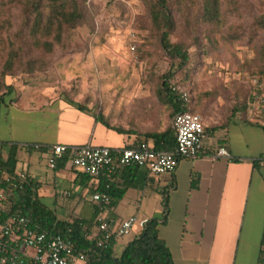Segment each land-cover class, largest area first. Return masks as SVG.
I'll return each mask as SVG.
<instances>
[{
    "label": "crops",
    "instance_id": "0c3cea01",
    "mask_svg": "<svg viewBox=\"0 0 264 264\" xmlns=\"http://www.w3.org/2000/svg\"><path fill=\"white\" fill-rule=\"evenodd\" d=\"M7 85L9 90L0 102V144L18 146L17 172L38 184L36 195L45 205L44 200L50 201L46 206L57 219L81 222L87 238L94 239L98 219H105L113 229L135 216L136 238L148 220L165 217L158 236L173 264L258 263L264 234V166L258 164L264 160V118L258 114L245 120L232 117L215 128L220 132L214 138L203 140L197 158L180 159L172 173L154 176L145 167H132L104 172L93 180L68 166L47 174L42 169L43 165L49 168L44 148L122 149L142 141L139 133L125 127H117L123 133L112 130L115 126L104 115L63 98L58 87L43 82L37 74L8 80ZM28 143L43 149L20 148ZM218 148H224L230 158L216 157ZM1 155L5 158L6 152ZM102 185L115 195L121 192L119 198L109 196L111 206L107 208L91 201L92 193ZM59 209L69 210L67 219L58 217ZM126 242L122 251L130 241ZM117 243L114 240L112 247Z\"/></svg>",
    "mask_w": 264,
    "mask_h": 264
},
{
    "label": "rangeland",
    "instance_id": "374dc122",
    "mask_svg": "<svg viewBox=\"0 0 264 264\" xmlns=\"http://www.w3.org/2000/svg\"><path fill=\"white\" fill-rule=\"evenodd\" d=\"M75 1L81 19L74 28L63 30L60 43H55L29 31L34 16L31 2H38L45 12L43 0H0V83L37 74L43 82L58 87L63 98L104 115L115 127L144 134L171 126L169 107L157 94L159 77L171 69L170 86L187 92L190 109L207 128L204 141L219 134L215 128L234 116L255 118L257 112L249 98L253 82L262 83L264 33L255 22L264 15V0H219L216 24L201 18L202 0H168L174 20L171 40L189 46L190 63L181 70L158 43L148 0ZM45 43H52L51 53L45 52ZM11 52H17L20 61L39 59L43 68L32 74L16 68L1 79ZM5 92L0 87V94ZM4 112L3 107L2 118ZM147 143L152 147L151 141ZM42 169L52 174L46 166ZM44 202L50 206V201ZM69 215V210L58 211L59 218ZM133 230L117 239L114 256L121 254L122 243L133 240Z\"/></svg>",
    "mask_w": 264,
    "mask_h": 264
},
{
    "label": "trees",
    "instance_id": "16d2710c",
    "mask_svg": "<svg viewBox=\"0 0 264 264\" xmlns=\"http://www.w3.org/2000/svg\"><path fill=\"white\" fill-rule=\"evenodd\" d=\"M43 2L45 12L40 11L38 2H31L34 16L29 28L30 34L38 33L42 38H51L52 42L60 43L62 31L74 28L81 19L78 3L75 0H43ZM147 9L151 28L158 34V43L161 49L176 64L177 69H184L190 63L189 46L182 41L173 42L171 40L174 20L169 1L148 0ZM201 18L208 24L218 23L220 21L219 0H202ZM255 23L264 33V15L259 16ZM44 45L45 52L51 53L52 43H45ZM262 54L264 58V48H262ZM38 62L39 59L20 61L19 54L11 52L3 64L1 79L12 74L16 68L24 71L25 74L39 71L42 62L39 64ZM43 66L45 67V65ZM173 73L170 69L161 75L157 89L159 101L169 107L172 118L177 113L193 112L189 107V100H182L176 89L170 86ZM260 74L262 75L260 80L264 83V68L260 70ZM0 87L5 88L6 92L9 90V86L2 81ZM6 92L0 94V102L3 101ZM252 93L253 88L249 98L251 101ZM79 109L82 108L79 106ZM104 125L109 127L106 122ZM110 128L118 133H123L117 127ZM139 136L142 137V141H151L152 148L155 150L173 151L175 140L172 126L161 132L144 133L139 134ZM17 148L16 144H0V177L16 175ZM4 149L6 150L5 158L1 155ZM66 165L67 157L64 156L56 161L54 169H63ZM37 189L38 184L31 181L23 184L21 188H9L6 195L10 203V215L25 218L30 228L45 232L48 238L61 236L69 239L76 250L86 254L92 264H173L165 243L158 236V227L165 222V217L148 220L144 224L142 232L124 247L118 257H115L112 252L113 242H110V245L105 249L96 247L95 238H87L81 222H65L57 219L54 210L47 207L36 195ZM97 191L110 197L119 198L121 196V192L115 195L111 188H106L104 185L100 186ZM262 242H264V234ZM257 264H264V250L261 251Z\"/></svg>",
    "mask_w": 264,
    "mask_h": 264
},
{
    "label": "built area",
    "instance_id": "2783aa9c",
    "mask_svg": "<svg viewBox=\"0 0 264 264\" xmlns=\"http://www.w3.org/2000/svg\"><path fill=\"white\" fill-rule=\"evenodd\" d=\"M175 89L182 100H189L187 92ZM251 103L257 114L264 118V83L253 82ZM171 126L175 140L171 152L155 150L145 141L122 149L52 145L44 148L45 158L48 167L54 169L56 161L66 156V166L93 180L104 172L132 167H145L154 176L172 173L180 159H195L199 156L205 138V126L200 115L187 111L177 113L172 118ZM21 147L27 151L43 149L36 143L23 144ZM216 157L230 158L224 148H218ZM258 164L264 166V160H258ZM28 181V176L23 172L0 177V264H92L86 254L76 250L69 239L61 236L48 238L45 232L30 228L25 218L10 215L6 191L11 187L21 188ZM67 195L64 193V196ZM91 201L99 208L111 206L110 197L103 192L94 191ZM136 223L137 218L132 216L112 229L105 219H98L96 247L107 248L113 240L128 235ZM261 247L264 250V242Z\"/></svg>",
    "mask_w": 264,
    "mask_h": 264
}]
</instances>
